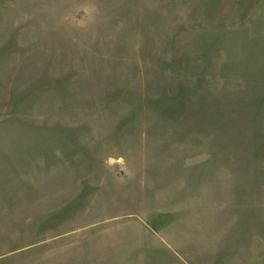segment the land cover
<instances>
[{
    "label": "rangeland",
    "instance_id": "1",
    "mask_svg": "<svg viewBox=\"0 0 264 264\" xmlns=\"http://www.w3.org/2000/svg\"><path fill=\"white\" fill-rule=\"evenodd\" d=\"M0 264H264V0H0Z\"/></svg>",
    "mask_w": 264,
    "mask_h": 264
}]
</instances>
